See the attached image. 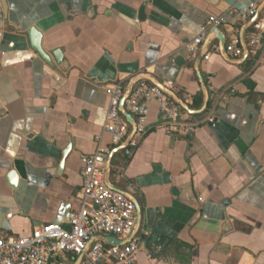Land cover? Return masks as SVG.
<instances>
[{
	"label": "crops",
	"instance_id": "1",
	"mask_svg": "<svg viewBox=\"0 0 264 264\" xmlns=\"http://www.w3.org/2000/svg\"><path fill=\"white\" fill-rule=\"evenodd\" d=\"M252 6L263 15L264 0H0V237L68 227L81 157L102 147L115 154L112 182L134 188L141 208L136 264H264V36L250 48L257 18L240 21ZM204 31L220 47L208 61L209 44L189 48ZM218 35L238 40L242 57L226 56ZM148 78L191 110L207 107L183 108L201 125L169 136L152 104L125 158L105 130L108 86Z\"/></svg>",
	"mask_w": 264,
	"mask_h": 264
},
{
	"label": "built area",
	"instance_id": "2",
	"mask_svg": "<svg viewBox=\"0 0 264 264\" xmlns=\"http://www.w3.org/2000/svg\"><path fill=\"white\" fill-rule=\"evenodd\" d=\"M256 6L240 11V21L257 18L255 33L249 41V47L256 48L264 36V13L261 16ZM261 16V17H260ZM224 23L221 18L210 17L209 26L217 27ZM209 44L210 50L204 55L206 61L211 53L219 52V44L204 31L189 45L193 56L203 44ZM224 53L231 58H241L243 49L238 40L224 47ZM110 104L106 116L105 130L111 136L112 149H121L125 158H131L147 134L149 107L156 103L163 115L161 127L169 135H190L201 122L190 120L185 111L186 103L176 102L169 94L146 79L134 86L123 83L108 86ZM124 108H122V102ZM126 114L132 117L130 128ZM206 123L214 126L215 118ZM97 140H101L100 137ZM110 149L98 147L92 155L81 157V205L75 212L68 227L58 224L42 225L28 236L0 237V264H136L137 257L143 251L142 239L137 235L126 245H109L104 237H113L126 241L132 237L138 222V212L134 203L135 189L121 192L112 182L109 158ZM120 179L119 176H113ZM76 257L72 261L71 257ZM151 258V256H148Z\"/></svg>",
	"mask_w": 264,
	"mask_h": 264
},
{
	"label": "water",
	"instance_id": "3",
	"mask_svg": "<svg viewBox=\"0 0 264 264\" xmlns=\"http://www.w3.org/2000/svg\"><path fill=\"white\" fill-rule=\"evenodd\" d=\"M255 23V21L253 22ZM217 32V31H216ZM30 34L33 36V38H36L35 39V42H34V48L36 49V51L43 57L45 58L46 60L49 58L42 50L40 44H39V38H40V35H38L35 31V29H32L30 31ZM218 38L220 39L221 43H222V47L224 48L226 46V40L225 38H222L221 36L218 35ZM53 57L55 59L56 62H60L61 61V51H56L54 54H53ZM149 81H151L154 85H156L157 87H159L161 90H163L164 92H166L167 94H170L172 95V93L170 91H168L165 87H163V85L161 83H159L157 80H155L154 78H148ZM124 102L125 100L122 102V108H124ZM207 105H205V107L199 111H194V110H191L189 108H187V110L194 114V115H201L202 113H204L205 109H206ZM127 118L132 120V117L128 114H126ZM68 152V151H67ZM67 152L65 153V156H67ZM114 155L113 154L109 160V166H111V163L113 161V158H114ZM12 177H14V179H12L14 181V183H12L13 186H15L16 184V175L15 173H12ZM121 192H123L124 194H126L124 191L121 190ZM134 203L136 204V207H137V212H138V222L136 224V227H135V231L132 235V237H130L128 240L126 241H119L117 240L116 238H113V237H104V240L109 244V245H115V246H122V245H126L128 244L129 242L132 241L133 237H135L139 231V228H140V225H141V208L140 206L138 205V203L136 202L135 199H133ZM82 261V257L79 258V261L77 264H80Z\"/></svg>",
	"mask_w": 264,
	"mask_h": 264
},
{
	"label": "trees",
	"instance_id": "4",
	"mask_svg": "<svg viewBox=\"0 0 264 264\" xmlns=\"http://www.w3.org/2000/svg\"><path fill=\"white\" fill-rule=\"evenodd\" d=\"M200 106H201V98L198 100V102L197 103H195V108H200Z\"/></svg>",
	"mask_w": 264,
	"mask_h": 264
}]
</instances>
